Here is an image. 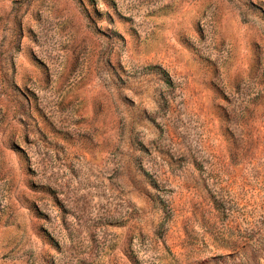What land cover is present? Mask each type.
<instances>
[{"label": "rangeland", "instance_id": "1", "mask_svg": "<svg viewBox=\"0 0 264 264\" xmlns=\"http://www.w3.org/2000/svg\"><path fill=\"white\" fill-rule=\"evenodd\" d=\"M0 264H264V0H0Z\"/></svg>", "mask_w": 264, "mask_h": 264}]
</instances>
